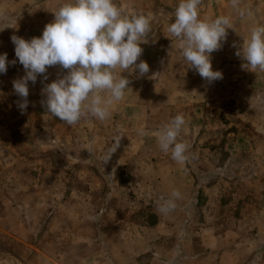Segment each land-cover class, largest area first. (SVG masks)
Wrapping results in <instances>:
<instances>
[{"label":"crops","instance_id":"1","mask_svg":"<svg viewBox=\"0 0 264 264\" xmlns=\"http://www.w3.org/2000/svg\"><path fill=\"white\" fill-rule=\"evenodd\" d=\"M65 2L0 0V54L9 61L0 73V242L24 247L16 255L0 247V264H264V71L242 69L236 55L250 28L264 24V1L240 0L252 13L241 19L231 0H202L201 19L231 16L234 27L211 56L222 79L209 83L167 32L176 0H115L125 12L161 10L150 15L157 33L141 44L150 71L122 74L130 88L110 118L75 125L41 103L44 84L67 72L59 65L47 81H29L23 114L13 87L25 70L11 37L42 36ZM177 114L187 121L184 165L155 135ZM173 190L181 198L163 214L158 206Z\"/></svg>","mask_w":264,"mask_h":264},{"label":"clouds","instance_id":"2","mask_svg":"<svg viewBox=\"0 0 264 264\" xmlns=\"http://www.w3.org/2000/svg\"><path fill=\"white\" fill-rule=\"evenodd\" d=\"M201 3L202 0H180L174 11L175 22L168 25L167 32L179 41L189 67L211 83L222 79V72L213 70L212 53L222 48L228 29L234 27L231 16L201 19ZM231 5L241 19L252 15L250 10L240 7V0H231ZM54 16L42 36L30 40L11 37L15 56L25 70L24 76L13 81L14 91L21 98L17 106L23 114L29 103V81L34 85L40 75L42 83L47 81L48 68L59 65L67 70L66 74L45 83L42 89L45 99L41 103L46 112L69 125L88 116L105 121L130 88L129 78L122 74L138 71L143 77L150 71L149 64L140 57L144 51L141 44L146 43L151 32V16L125 12L115 0H66ZM236 55L244 61L242 69L264 71V24L250 28ZM8 65L7 54H0V73H6ZM186 124L185 116L177 114L155 133L160 150L170 152L180 165L190 159V144L180 139ZM146 134L143 127L138 129V135ZM120 139L117 138L106 162L119 147ZM179 198L180 191L173 190L170 198L159 204V211H173Z\"/></svg>","mask_w":264,"mask_h":264},{"label":"rangeland","instance_id":"3","mask_svg":"<svg viewBox=\"0 0 264 264\" xmlns=\"http://www.w3.org/2000/svg\"><path fill=\"white\" fill-rule=\"evenodd\" d=\"M130 2H137V0H129ZM206 0H203V3L205 2ZM259 1H264V0H259ZM179 2H180V0H176V5L177 4H179ZM158 7V6H157ZM160 8L158 7V8H156L154 11H151L150 12V15L151 16H154L155 17V15L159 12V11H161V10H159ZM163 12V11H162ZM151 18H153V17H151ZM151 34H155V33H157L156 32V30L154 29V30H151V32H150ZM238 104V102L237 101H234L233 102V104H229V105H226L225 106V111H229V112H232L233 110H234V107H236V105ZM213 117H215L214 115H213ZM214 119V118H213ZM228 132L227 133H229V137L227 138V140L228 141H232V140H234L235 139V136H236V134H235V132H233L232 131V129H228L227 130ZM233 134H235V135H233ZM41 223L42 222V220L41 219H39V221L38 222H34V224L36 225V224H38V223ZM7 238V237H6ZM6 238L4 237V239H2V241L0 242V247H2L3 248V251H5V253H7V254H14V255H16L17 253L18 254H21V252H22V250L24 249V247H23V245H22V243H20V242H12L11 241V239H10V237H8V240H6Z\"/></svg>","mask_w":264,"mask_h":264}]
</instances>
